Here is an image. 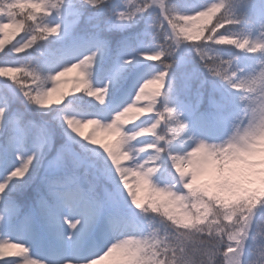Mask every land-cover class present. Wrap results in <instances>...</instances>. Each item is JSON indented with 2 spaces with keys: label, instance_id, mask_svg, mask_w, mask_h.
<instances>
[{
  "label": "snow or ice",
  "instance_id": "snow-or-ice-1",
  "mask_svg": "<svg viewBox=\"0 0 264 264\" xmlns=\"http://www.w3.org/2000/svg\"><path fill=\"white\" fill-rule=\"evenodd\" d=\"M241 2L248 0H206L201 7L181 13L167 0H72L67 7L66 0H0V79L6 85L0 90V264H156L155 252L148 254L152 245L144 221L158 218L159 213L155 203L149 208L145 205L149 199L164 202L169 197L150 194V190L163 191V187L153 188V177L161 186L175 185L176 199L161 211L174 208V214L183 216L188 225L193 218L183 210L186 203L205 209V219L215 218L220 206L225 210L224 222L233 220L230 209L248 206L243 238L227 234V242L215 246L209 257H219L217 264H252L264 243L255 231L257 216L264 212V199L257 196L253 203L250 197L264 186V165H258L257 157L246 151L222 149L219 154L202 155L198 150L187 155L194 141L185 134L186 114L195 115L193 127L199 132L221 140L233 112L226 95L210 93L208 107L202 110L205 82L201 81L194 104L181 105L175 97L169 100L173 72H183L191 52L213 76L238 91L232 84L245 70L229 71L231 63L223 60L220 64L229 67L221 69L202 49L214 44L264 53V42L226 30L241 23L233 10ZM85 9L91 12L86 17ZM213 10L214 14L208 15ZM53 15L55 22L44 21ZM156 16L161 18L159 22L151 23ZM197 16L207 19L196 24ZM145 17L148 28L127 33L113 50L115 37L110 40L109 34L126 33ZM260 18L264 20V5L260 6ZM82 21L91 30L77 31ZM198 27L203 30L195 34ZM18 34L19 38L9 43ZM157 37L163 42L155 51L133 47ZM49 38H68L88 51L71 62L59 63L42 81L38 71L20 65L13 57ZM250 44L252 51H248ZM185 45L190 47L185 49ZM58 55L49 50L46 63H53ZM105 56H111L116 64L112 77L97 87L92 76ZM138 60L158 62L162 70L139 83L117 110L108 116L64 113L65 105L83 96L101 107L106 105L112 86L118 85ZM73 70H78V76L72 93L62 91L61 77ZM256 70L253 65L247 71ZM13 84L19 86V92ZM184 86L190 91L191 81ZM54 93L56 99H52ZM21 94L26 101L23 108L18 104ZM125 110L133 122L125 119L114 124L113 119ZM33 111L43 115L36 118ZM88 126L91 130L85 134ZM100 133L114 139L101 142ZM124 133L138 134L131 139L133 151L128 150L129 137ZM173 165L183 174V182H178ZM182 197L186 199L182 201ZM141 216L143 219H138ZM21 253H26L22 261Z\"/></svg>",
  "mask_w": 264,
  "mask_h": 264
},
{
  "label": "clouds",
  "instance_id": "clouds-1",
  "mask_svg": "<svg viewBox=\"0 0 264 264\" xmlns=\"http://www.w3.org/2000/svg\"><path fill=\"white\" fill-rule=\"evenodd\" d=\"M251 2V0H250ZM260 6L264 5V0H255ZM213 12L208 15H213ZM201 19L207 17L197 16L195 23L200 24ZM202 27H198L195 34L202 31ZM260 35L257 38L264 42V20L259 22ZM256 40V39H254ZM248 51H252V45L248 46ZM41 87V85H37ZM232 88L238 89L235 110L232 112L230 124L221 140H213L208 135L199 132L193 127L192 121L185 117L186 132L185 134L193 138V146L189 149L187 155L189 157L197 154H207L217 152L222 149L228 151H246L257 157L258 165H264V58H262L255 72L243 71L237 76L232 84ZM128 119L129 123L133 122L129 110H125L113 119V123L120 125L123 120ZM88 123L94 124V121ZM95 130V129H93ZM129 137L127 148L129 151L134 150L131 139L138 135L137 133H124ZM179 176L178 182H183L184 177L179 168L173 165ZM190 182V181H188ZM187 187V184H184ZM163 187V191L156 192L150 190L151 195H168V201L160 202L159 200L149 199L145 208H149L153 203L156 204V212L159 213L158 218L144 221L146 224V234L149 243L152 245L148 249V254L155 252L156 264H217L219 257L210 259L209 251L214 250L215 246L226 241L227 234H239L243 238L246 231V220L248 218V210L245 204H241L239 208L230 209L234 212L232 222H224L223 217L225 210L218 206L215 210V218L209 217L205 219L203 213L205 209L197 210L191 203L184 204V212L191 213L193 223L188 225L184 222V217L174 214V208H168L167 212H162V208L168 207V203L176 199V193L173 192L175 185H163L155 181L153 177V188L159 189ZM257 196L264 199V186L257 189L256 193L250 197L255 203ZM186 199V197H182ZM181 201V202H182ZM211 207V205H209ZM200 220L197 221L196 217ZM138 219H143L141 216ZM213 219L218 222L213 223ZM255 231L258 239L264 242V212L258 214L255 221ZM221 235L225 236V240L221 241ZM125 239L131 240V237ZM175 249V252H173ZM264 243L256 250L253 256L252 264H264Z\"/></svg>",
  "mask_w": 264,
  "mask_h": 264
},
{
  "label": "trees",
  "instance_id": "trees-1",
  "mask_svg": "<svg viewBox=\"0 0 264 264\" xmlns=\"http://www.w3.org/2000/svg\"><path fill=\"white\" fill-rule=\"evenodd\" d=\"M70 4L72 3V0L69 1ZM206 0H167L168 5L177 12L186 13L189 12L193 8H199L203 3H205ZM69 4V5H70ZM260 5L255 2V0H248L247 3H239L237 4L235 9V15L240 19L241 23L239 25H230L227 27L226 30L235 32L238 34H244L250 27L257 25L258 23V16H257V9ZM91 12L87 9H85V17L87 15H90ZM161 18L159 16H156L152 19L151 23H158ZM149 21L147 18H142L141 21L134 25L133 28L128 29L126 33H110L109 38L110 40L115 37V40L113 42V50L119 43V39L122 38L127 33L135 34L136 32H142L145 29L148 28ZM85 28H89L86 21H82L80 24V28L77 29V31L83 32ZM89 30H91L89 28ZM162 38L157 37L155 40L152 39H146L142 46L133 45L134 48H137V51H143L145 47L149 48H158L159 45L162 43ZM213 46H217L212 44ZM222 46V45H221ZM223 48L227 49L229 52H235L233 55V59H236L240 56L239 53H237V50L233 46H222ZM49 50H55L59 55L57 59L53 63H46V55ZM73 50H88L86 46L81 44H73L68 38L59 39V38H49L48 40L39 41L37 42V45L28 50L26 53H23L20 55V57H17L18 62L22 66H26L29 69H34L38 71L41 74L42 81L43 77L47 75L50 71H52L56 65L63 62L64 58L67 57ZM135 54V53H134ZM191 56V63H187L184 70L190 71L194 65L199 66L203 68L206 72H208V68L205 66V63L201 61L200 57L192 53ZM214 61L216 64H218L221 69L224 68V64H220V61H226V59H223L222 57L213 56ZM211 63V62H209ZM116 61L112 59L111 56H105L100 63V65L96 68L94 75L92 76L93 84L95 82H100L105 80V75L107 73H110L111 69L115 67ZM156 73L162 70V64L156 62ZM136 67L131 66L124 77L123 80L120 81L121 88H124L127 86L128 80L131 78L132 74L136 71ZM203 70V71H204ZM183 72L174 70L173 74L176 77V80L174 81L172 88L173 92L169 96V100H172L173 97L176 99L182 100V102H189L194 91L198 90V86L200 82L202 81V77H197L195 75H192L191 77L185 79ZM207 79L204 81V88L201 89L204 92L205 95V104L207 103V97L210 93H214L215 95L219 96L221 95V92L216 91L214 88L221 87V84L223 80L219 77L213 76L210 72L206 75ZM191 81L192 88L191 90H187L185 88V83ZM214 82V84H213ZM40 83V82H38ZM29 84H31V81L29 80ZM0 86L2 87L1 90L6 88L4 80H0ZM13 88L16 89L17 92H19V86L18 85H12ZM82 96V94H79ZM22 97V94L21 96ZM229 101V99H228ZM20 101H18L19 104ZM229 110L233 111L235 106H229ZM73 111H79V112H86L88 114H92L94 112H101L102 107L100 105H95L91 103V99L83 96L82 99H75L71 103L64 106V113H72ZM33 115H36L37 117H41L40 115H37L36 111H33ZM92 126H88V129L85 134H87L91 130Z\"/></svg>",
  "mask_w": 264,
  "mask_h": 264
},
{
  "label": "rangeland",
  "instance_id": "rangeland-1",
  "mask_svg": "<svg viewBox=\"0 0 264 264\" xmlns=\"http://www.w3.org/2000/svg\"><path fill=\"white\" fill-rule=\"evenodd\" d=\"M70 0H66V5L65 7H67L70 2ZM63 10V9H62ZM235 11V9H233ZM257 16H258V23L255 26L250 27L246 32H244V34L241 35H247L249 38L251 39H257L260 35V31H259V22L261 20L260 18V6L257 9ZM69 19H71V17H69ZM57 20V18L55 17V15L51 16V17H46L44 18V21L47 22H55ZM68 25L66 24L65 27H67ZM19 38V34L15 37H12L11 40H9V43L11 42H15V39ZM7 46V44H6ZM185 49L189 48V45H185L184 46ZM158 48H145V50H150V51H155ZM204 52H207V54L211 57L213 56H219L222 57L223 59H226V61L230 62L232 67L229 68V71H234L236 68H242L245 71H247L250 67H252L253 65H258L259 61L264 58V53H255V54H250L247 53L245 51L242 50H237V53H240V57L237 60L233 59V55L235 54V52H229L227 51V49L223 48L221 45H217V46H213V45H208L206 47H204L202 49ZM86 51H75L73 52L69 57H67L65 59V61H69L71 62V60L78 58L79 56L83 55ZM195 53V52H191L190 54ZM196 54V53H195ZM13 59H16V57H14ZM17 60V59H16ZM191 56H190V60H189V64L191 63ZM101 62V61H100ZM156 62H152V61H147V60H138L133 66L137 68L136 72L132 75V77L130 78L129 82H128V87L127 88H122L120 93H115V89H119L118 86H120V82L118 85L114 84L112 86V91L109 94V98H108V103L106 105L103 106L104 108V112L103 114L99 115V116H108L110 115L113 111L117 110L118 107L125 101H127L128 99L131 98V94L134 93L136 87H138L139 83H141L144 79L150 78L151 76L156 74L155 71V66L153 65ZM99 65V64H98ZM97 65V66H98ZM225 68H228V64L225 63ZM204 70L201 67H197V66H193V68L190 71L184 70V72L182 73L184 75V77L187 79L189 77H191L192 75L199 77H203L204 80L207 77L206 73L208 74V72H206L204 70V72L201 71ZM55 69L52 71L54 72ZM240 73H238L239 75ZM78 76V70H73L72 72L67 73L64 77H61V81L62 83L59 85L60 89L62 91L68 92V93H72L73 88L75 87V79ZM112 76H110L108 78V80L111 78ZM3 80V79H0ZM107 80V81H108ZM173 82V79L172 81ZM105 85V83H96L94 86L97 87H103ZM1 86H0V90H1ZM223 90L225 93H231L232 97L234 99L237 100V96L238 93L235 92L234 90L230 89L227 84L224 82L223 83ZM114 95V96H113ZM57 98V94L54 93L52 99H56ZM197 98V91L194 93V98L193 101H191L190 103L194 104L195 100ZM19 106L21 108H23L24 104L26 103V101L24 100L23 97H20L19 99ZM181 103V105L186 104L183 103L181 101H179ZM91 103H97L94 99H91ZM238 103V100H237ZM207 105L202 106V110H206L207 109ZM37 112V115L42 116L43 113L41 112ZM73 114H76L78 116H87L88 114L86 113H78V112H73ZM36 118V115H33ZM186 117L188 119H190L193 123V125H195L196 123V117L193 113H191L190 111L186 114ZM88 127H86L84 129V132H86ZM99 138L101 140V142H110L111 140L114 139V137L104 134V133H100L99 134ZM9 251L12 252H16L18 250L16 249H10ZM26 255V253H21L20 254V259L21 261L23 260V256ZM3 259V258H0ZM105 264H109L108 261L105 262Z\"/></svg>",
  "mask_w": 264,
  "mask_h": 264
}]
</instances>
